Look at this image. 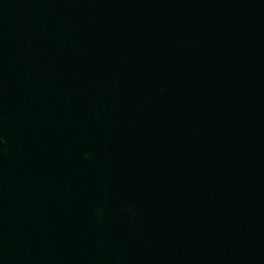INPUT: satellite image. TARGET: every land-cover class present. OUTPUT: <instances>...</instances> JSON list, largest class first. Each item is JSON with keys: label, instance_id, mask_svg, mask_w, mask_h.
I'll use <instances>...</instances> for the list:
<instances>
[{"label": "water", "instance_id": "obj_1", "mask_svg": "<svg viewBox=\"0 0 264 264\" xmlns=\"http://www.w3.org/2000/svg\"><path fill=\"white\" fill-rule=\"evenodd\" d=\"M0 264H264V0H0Z\"/></svg>", "mask_w": 264, "mask_h": 264}]
</instances>
